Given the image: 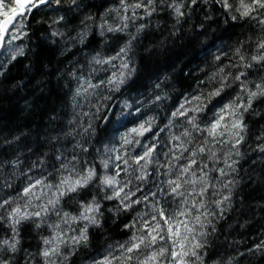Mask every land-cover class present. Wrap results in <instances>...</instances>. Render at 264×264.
<instances>
[{"label": "snow or ice", "instance_id": "snow-or-ice-1", "mask_svg": "<svg viewBox=\"0 0 264 264\" xmlns=\"http://www.w3.org/2000/svg\"><path fill=\"white\" fill-rule=\"evenodd\" d=\"M41 9L39 46L68 57L71 115L42 141L21 134L0 146V264H242L264 255V231L244 251L233 241V255L210 253L217 221L233 210L238 181L228 176L244 146L264 164V0H0V77L31 69L24 18ZM198 13L193 28L223 24L235 35L218 48L217 70L178 103H166L175 90L167 75L129 92L153 19L159 27L163 14L175 30ZM162 107L165 117L149 115Z\"/></svg>", "mask_w": 264, "mask_h": 264}, {"label": "trees", "instance_id": "trees-1", "mask_svg": "<svg viewBox=\"0 0 264 264\" xmlns=\"http://www.w3.org/2000/svg\"><path fill=\"white\" fill-rule=\"evenodd\" d=\"M96 2L100 3L101 0ZM33 12L34 19L31 15L24 18L25 22L31 20L30 40L21 37L24 44L32 49L28 53L29 59L24 60V65H31V69L26 72L23 66L17 65L5 77H0V146H3L4 139L10 140L13 136H21L23 140L21 134H28L30 141H42L45 134H50L53 129L58 131L71 115L68 88L65 79L61 78L65 67H70L66 63L68 57L59 56L47 46H39L41 30L46 27L41 23L45 13L42 9ZM203 15L198 13L175 30L172 28V19L163 14L159 27L155 26L156 18L153 19V27L149 29L147 37L142 39L137 54L140 71L129 92H143L146 86L151 87L150 80L154 81L157 76L163 80L164 75H167L169 82L175 85V90L169 89L173 100L166 103H178L182 98L181 93L195 94L200 83L206 80V74L217 70L214 56L218 48L235 39L234 33L226 30L223 24H213L203 32L199 27L193 28ZM161 41L164 42L163 47L160 46ZM146 48L152 51H145ZM105 51L106 54H112L107 49ZM18 83L20 86L16 87ZM81 103L86 102L81 100ZM84 111H88L87 106ZM153 114L163 118L167 110L162 107L149 113ZM53 116L60 119L52 121L50 117ZM248 120L250 124L253 123L251 118ZM98 127H103V121L98 122ZM175 130L178 133L180 129ZM249 144H252L251 139ZM43 150L47 151V148ZM242 151L246 153L244 159L240 160L237 171L228 176V179L235 177L238 181L234 189L233 210L227 211L224 219L217 221L221 228L216 234L219 238H212L210 253L216 259L219 258L217 254H234V248H228L233 241H242L240 251H244V245L251 246L253 240L264 231V164L261 163L260 154L250 151L248 144ZM108 206L111 207V204ZM24 236V246L31 245L30 250L34 251L35 233L29 234L26 229ZM112 237L117 240L123 238L117 229H113ZM98 239L102 241V238ZM83 264H87L86 259ZM208 264H212L211 259ZM242 264H264V255L258 252L245 255Z\"/></svg>", "mask_w": 264, "mask_h": 264}, {"label": "rangeland", "instance_id": "rangeland-1", "mask_svg": "<svg viewBox=\"0 0 264 264\" xmlns=\"http://www.w3.org/2000/svg\"><path fill=\"white\" fill-rule=\"evenodd\" d=\"M18 41H16V43H17Z\"/></svg>", "mask_w": 264, "mask_h": 264}, {"label": "water", "instance_id": "water-1", "mask_svg": "<svg viewBox=\"0 0 264 264\" xmlns=\"http://www.w3.org/2000/svg\"><path fill=\"white\" fill-rule=\"evenodd\" d=\"M0 51H2V50H0Z\"/></svg>", "mask_w": 264, "mask_h": 264}]
</instances>
